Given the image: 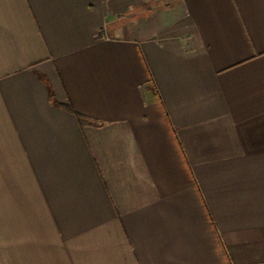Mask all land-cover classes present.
I'll list each match as a JSON object with an SVG mask.
<instances>
[{"label": "crops", "instance_id": "crops-1", "mask_svg": "<svg viewBox=\"0 0 264 264\" xmlns=\"http://www.w3.org/2000/svg\"><path fill=\"white\" fill-rule=\"evenodd\" d=\"M0 264H264V0H0Z\"/></svg>", "mask_w": 264, "mask_h": 264}, {"label": "trees", "instance_id": "trees-1", "mask_svg": "<svg viewBox=\"0 0 264 264\" xmlns=\"http://www.w3.org/2000/svg\"><path fill=\"white\" fill-rule=\"evenodd\" d=\"M68 109L70 110V111H73V109H72V107L71 106H68ZM81 119V118H80Z\"/></svg>", "mask_w": 264, "mask_h": 264}]
</instances>
